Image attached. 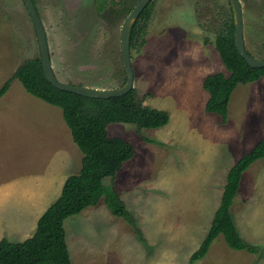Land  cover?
I'll return each mask as SVG.
<instances>
[{"label":"rangeland","instance_id":"obj_1","mask_svg":"<svg viewBox=\"0 0 264 264\" xmlns=\"http://www.w3.org/2000/svg\"><path fill=\"white\" fill-rule=\"evenodd\" d=\"M239 1L245 48L264 60V0ZM137 2L109 0L99 11L97 0H33L60 83L102 90L125 83L121 27ZM151 10L145 43L130 49L133 87L144 105L167 111L170 119L158 129L107 126L110 137L134 148L114 179L103 180L125 204L132 223L114 216L103 200L65 220L72 264H190L211 226L229 169L264 139V78L235 88L225 121L205 111L204 78L229 76L214 46L224 22L234 24L228 0H153ZM35 58H40L37 36L23 0H0V87ZM9 88L8 99L39 101L16 79ZM68 134L79 171L82 153ZM9 154L17 158L8 147L4 161ZM15 207L22 217L29 214ZM230 213L240 237L257 253L232 250L218 236L193 264H264V158L242 174ZM3 214L0 204L2 219Z\"/></svg>","mask_w":264,"mask_h":264},{"label":"trees","instance_id":"obj_2","mask_svg":"<svg viewBox=\"0 0 264 264\" xmlns=\"http://www.w3.org/2000/svg\"><path fill=\"white\" fill-rule=\"evenodd\" d=\"M108 1L97 0L98 10L102 11ZM152 2L132 26L130 49L145 43L143 33L151 17ZM214 46L229 76L217 73L204 78L202 87L208 94L205 111L225 121L235 88L264 78V68L252 69L239 56L234 44L232 21L224 22L223 30L214 39ZM13 79L34 98L60 108L72 141L82 153V158L79 172L66 179L59 198L38 219L34 234L23 242L14 243L6 239L0 241V264H72L63 229L66 219L103 200L114 216L132 223L125 204L113 188L104 187L103 180L108 177L114 179L122 165L134 156V148L120 137H110L107 126L124 123L132 124L140 130L158 129L168 124L170 116L167 111L144 105L134 88L122 97L109 99L86 98L57 90L45 79L40 58L24 61L0 87V98L8 91ZM263 158L264 139L229 169L211 226L198 249L190 256V264L204 258L218 236H222L232 250L257 253L254 246L245 243L240 237L230 209L242 174L254 162ZM139 239L142 240L141 237Z\"/></svg>","mask_w":264,"mask_h":264},{"label":"crops","instance_id":"obj_3","mask_svg":"<svg viewBox=\"0 0 264 264\" xmlns=\"http://www.w3.org/2000/svg\"><path fill=\"white\" fill-rule=\"evenodd\" d=\"M10 93L11 88L0 98V204L6 212L3 219L0 216V241L12 242L34 234L38 219L59 198L66 179L77 174L79 166L68 146L70 131L61 120L62 112L39 99H8ZM8 147L17 158L9 154L4 161ZM15 206L29 214L22 217Z\"/></svg>","mask_w":264,"mask_h":264},{"label":"water","instance_id":"obj_4","mask_svg":"<svg viewBox=\"0 0 264 264\" xmlns=\"http://www.w3.org/2000/svg\"><path fill=\"white\" fill-rule=\"evenodd\" d=\"M152 0H138L136 5L130 11L121 27L120 38V54L123 69L126 75L125 83L113 90L94 89L90 87L66 85L60 83L54 75L49 54V47L46 38V33L38 12L32 0H23L24 6L33 24L40 52V61L42 71L47 82L55 89L93 99H109L122 97L131 91L134 87V73L131 65L130 55V34L134 22L137 20L141 12ZM233 14L234 20V44L239 56L245 60L246 64L252 69L264 68V60H257L248 54L243 37V17L242 8L239 0H228Z\"/></svg>","mask_w":264,"mask_h":264}]
</instances>
